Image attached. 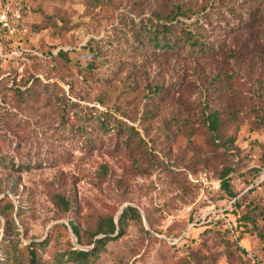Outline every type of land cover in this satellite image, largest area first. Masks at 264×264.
<instances>
[{
	"label": "rangeland",
	"instance_id": "rangeland-1",
	"mask_svg": "<svg viewBox=\"0 0 264 264\" xmlns=\"http://www.w3.org/2000/svg\"><path fill=\"white\" fill-rule=\"evenodd\" d=\"M250 1L22 0L24 53L0 58V244L47 238V264H264V0ZM165 16L194 54L148 42ZM128 206L140 219L96 255L61 256Z\"/></svg>",
	"mask_w": 264,
	"mask_h": 264
},
{
	"label": "trees",
	"instance_id": "trees-1",
	"mask_svg": "<svg viewBox=\"0 0 264 264\" xmlns=\"http://www.w3.org/2000/svg\"><path fill=\"white\" fill-rule=\"evenodd\" d=\"M247 3H252L250 0ZM235 12H241L239 18L235 15ZM180 13V11H179ZM178 14V13H177ZM235 16V19H239L241 21L247 22L249 20V14L244 9H240L238 7H235L234 12L232 13ZM170 16L162 17V29L159 33H154V36L157 35L153 39H148V42L150 43L151 40H154V43L152 45L153 48L159 49L166 53H183L187 48H189L188 53L194 54L195 51L194 45L196 42L194 40H191V37H182V42L177 41L176 39H173L171 37V31L172 25L170 24L172 19H169ZM172 23V22H171ZM174 26V25H173ZM186 35H188L185 32ZM191 40V42H189ZM153 42V41H152ZM189 43V45H188ZM109 117L106 113L101 112L99 116H97L98 125L103 130H107V126H109ZM216 120L212 119L211 124L213 126H216ZM123 130L126 131V138L125 141H127L126 145L135 144L137 147H140L143 143V139L140 137L139 132L136 131L133 127L130 128H120L118 129L119 132H123ZM62 207L65 211H70L72 209L71 203L68 202L66 199L59 197ZM9 209H14V205L10 202ZM7 206L5 208L1 209V215L6 216V210ZM140 219V213L139 211L132 206L126 207L123 212L121 213L120 217L118 218V222H116L114 216L111 215H100L97 217L95 227L93 229H88V243L89 245L93 244V247L91 249H68L65 251H62L61 256L63 258H67V260H73V261H81L85 260L90 256L96 255L104 246L107 244L108 241L114 239L115 236H120L121 234H124L125 229L127 228L128 222L132 220ZM72 224V229L74 234L78 237V242L82 243V234L78 226H76L74 223ZM116 234V235H115ZM115 235V236H114ZM99 236L98 238H96ZM48 239L45 238L41 241H33L30 245L26 246L24 248V253L20 250L18 245L14 243L12 240L3 241L0 244V264H13V261L17 258V256H21V258H24L26 260V264H47L42 256L38 253V248H44L48 244ZM26 252V253H25ZM16 264V263H15Z\"/></svg>",
	"mask_w": 264,
	"mask_h": 264
},
{
	"label": "built area",
	"instance_id": "built-area-1",
	"mask_svg": "<svg viewBox=\"0 0 264 264\" xmlns=\"http://www.w3.org/2000/svg\"><path fill=\"white\" fill-rule=\"evenodd\" d=\"M22 0H0V58L21 56V35L25 32L22 25ZM7 39V45L2 40ZM8 49L4 53V50Z\"/></svg>",
	"mask_w": 264,
	"mask_h": 264
}]
</instances>
